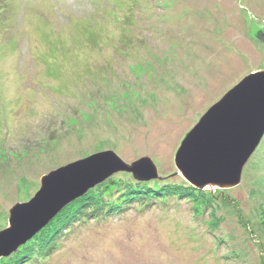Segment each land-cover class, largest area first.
<instances>
[{"label": "rangeland", "instance_id": "1", "mask_svg": "<svg viewBox=\"0 0 264 264\" xmlns=\"http://www.w3.org/2000/svg\"><path fill=\"white\" fill-rule=\"evenodd\" d=\"M262 31L264 0H0V231L43 177L94 154L149 158L158 172L148 181L113 174L90 191L110 202L121 194L116 214L86 208L40 251L51 220L10 256L264 264V136L233 188L189 194L174 165L204 113L264 71ZM144 186L163 195L132 196Z\"/></svg>", "mask_w": 264, "mask_h": 264}, {"label": "water", "instance_id": "2", "mask_svg": "<svg viewBox=\"0 0 264 264\" xmlns=\"http://www.w3.org/2000/svg\"><path fill=\"white\" fill-rule=\"evenodd\" d=\"M263 136L264 71H259L243 78L204 113L182 140L175 168L198 190L236 187ZM118 172L137 181L158 178L149 158L128 165L113 152L94 154L43 177L35 196L10 211V228L0 231V259L45 228L64 207Z\"/></svg>", "mask_w": 264, "mask_h": 264}, {"label": "trees", "instance_id": "3", "mask_svg": "<svg viewBox=\"0 0 264 264\" xmlns=\"http://www.w3.org/2000/svg\"><path fill=\"white\" fill-rule=\"evenodd\" d=\"M258 39L264 43V31H262L261 33H259L257 35ZM188 186V193H195L198 192L200 193V191H198L195 188H192L191 186ZM97 189V188H96ZM93 191L89 190L87 195L85 197L79 198L77 199V202H74L70 205H68L67 207H65L58 215L57 218L53 219L52 223H51V228L50 230H48L49 228H47L44 231H47V233L45 234V236L40 237V240L37 244V247L40 251H47L50 246H52L55 242L56 236L59 235L62 230L69 225L73 220H75V218L77 217V214L79 213H85L86 211H84L86 208L89 209V213L93 218H106V217H110L111 215L116 214L119 209H122L124 206V202L122 201L121 198V194L119 195L118 200L114 201V202H110L108 200H95L96 198L95 196V190ZM176 192H173V191ZM169 194L171 195H178L179 197H185L183 196L180 192L179 189L176 187L170 188L168 191ZM188 194V195H189ZM137 195H141V196H145L148 197V199L151 198H158L159 196L163 195V192L160 191V189H153V188H149L148 186H144V187H138L136 190H134V194H132V196H135V198H137ZM190 196V195H189ZM126 197V196H125ZM93 201H91V200ZM134 198H131L129 200H132ZM50 224V223H49ZM44 229V228H43ZM28 251H30L29 249L26 251V253L20 254L18 252H16L15 254H13L12 256H9L8 258H3L0 260V264H21L23 262L26 261V257L29 255L27 254Z\"/></svg>", "mask_w": 264, "mask_h": 264}]
</instances>
